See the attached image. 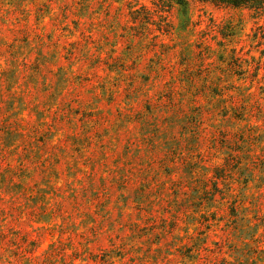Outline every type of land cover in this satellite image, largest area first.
<instances>
[{
    "label": "rangeland",
    "instance_id": "374dc122",
    "mask_svg": "<svg viewBox=\"0 0 264 264\" xmlns=\"http://www.w3.org/2000/svg\"><path fill=\"white\" fill-rule=\"evenodd\" d=\"M0 264H264V16L0 0Z\"/></svg>",
    "mask_w": 264,
    "mask_h": 264
},
{
    "label": "trees",
    "instance_id": "16d2710c",
    "mask_svg": "<svg viewBox=\"0 0 264 264\" xmlns=\"http://www.w3.org/2000/svg\"><path fill=\"white\" fill-rule=\"evenodd\" d=\"M164 7L179 6L187 9L194 3L209 4L216 8L246 10L254 15L264 16V0H154Z\"/></svg>",
    "mask_w": 264,
    "mask_h": 264
}]
</instances>
